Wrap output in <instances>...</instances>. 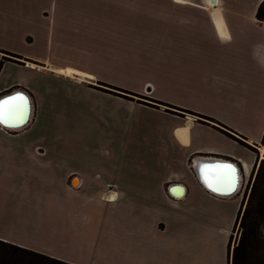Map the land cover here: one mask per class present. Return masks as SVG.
I'll list each match as a JSON object with an SVG mask.
<instances>
[{"label":"crops","instance_id":"0c3cea01","mask_svg":"<svg viewBox=\"0 0 264 264\" xmlns=\"http://www.w3.org/2000/svg\"><path fill=\"white\" fill-rule=\"evenodd\" d=\"M263 2L0 0L12 58L0 98L24 91L32 104L25 126L0 124V239L72 264H231L244 185L264 159ZM98 83L163 103L86 85ZM74 96L87 120L64 144L55 122ZM64 147L72 165L59 172ZM219 160L241 174L232 194L200 179Z\"/></svg>","mask_w":264,"mask_h":264},{"label":"trees","instance_id":"16d2710c","mask_svg":"<svg viewBox=\"0 0 264 264\" xmlns=\"http://www.w3.org/2000/svg\"><path fill=\"white\" fill-rule=\"evenodd\" d=\"M258 14H264V2ZM239 224L241 235L231 251V264H264V159L254 174ZM0 264L72 263L0 239Z\"/></svg>","mask_w":264,"mask_h":264},{"label":"rangeland","instance_id":"374dc122","mask_svg":"<svg viewBox=\"0 0 264 264\" xmlns=\"http://www.w3.org/2000/svg\"><path fill=\"white\" fill-rule=\"evenodd\" d=\"M4 59H12V58L8 55H5V53L0 52V60H4ZM86 85H88L92 89L100 90V91H103L106 93H111V94H114L116 96H119L122 98L123 101L128 102V103L133 102L134 104L150 105V106H156V107L161 106L162 105L161 103H163L161 101L151 99V98H149L145 95H142V94L133 93V92H130L129 90H125L123 88L111 86L110 84L98 83V84H86ZM73 98L74 99L69 97V100L71 101V102L69 101L70 117H69V115H62V119H60V122H55V124L58 127H60L59 134L62 137L61 142L64 144L69 143V136L70 135H71L70 136V138H71L78 133L75 130V128L82 125V123L84 122V119L87 120L86 113L84 114V112H83L82 114H79V115L76 114V113H79L81 111L80 109L82 106L87 105V101L85 99L78 101L76 96H74ZM99 98L100 97L96 98V100L98 101ZM89 102H90V106L95 107L94 106L95 101L92 97H90ZM156 103H160L161 105L157 106ZM101 107H103V106H100V108ZM86 109H87V107H84V111ZM87 111H88V109H87ZM75 114L78 115L77 118L75 117ZM81 118L83 119V121L81 120ZM103 133L104 132H99V131H94V132L90 133V139H91V141L95 142V145H96V146H94L95 152L99 151V148H100L99 140H101V138H103V135H102ZM78 141H79L78 143L74 142L75 146L71 150L72 155L70 154L71 156H73L72 160H73V162L75 161L76 164H80L79 160H81L84 156L82 151H81L82 149H84V142H82L81 137L78 138ZM78 149L80 150L79 152H78ZM62 150H63V153H62L63 156L62 157L66 160V158L69 157V154H67V153H69L70 149H69V147H64ZM63 158H59L60 161L57 163L59 172L64 168V166L66 164L72 165V163H69V161H67V160L65 161ZM252 184H253V180L246 183V185H244V190L250 191ZM240 235H241V228H240V224H238L237 228L235 229L234 235H233L232 247H235V245L238 243ZM49 243H52V242H49Z\"/></svg>","mask_w":264,"mask_h":264},{"label":"water","instance_id":"95a60500","mask_svg":"<svg viewBox=\"0 0 264 264\" xmlns=\"http://www.w3.org/2000/svg\"><path fill=\"white\" fill-rule=\"evenodd\" d=\"M9 97L17 98L15 100H9ZM18 97H23V100L18 99ZM19 103L21 110L24 112H21L20 116H15L14 118L12 115V105ZM32 109L31 99L28 96L27 93L24 91H16L12 92L8 95L3 96L0 98V124H2L5 127L9 128H21L25 126L29 122V117ZM228 166H231L230 168ZM199 176L203 184L207 186L209 189L213 190L216 193L220 194H232L238 184H237V178L239 174V170H237V166L230 161H215L214 163H211L210 165H202L199 168ZM230 172V174H227V176L231 177V180L229 181L228 185L221 184L219 181L220 174H217L218 172ZM235 174H234V172ZM222 175V174H221ZM241 177V174H240ZM75 184V183H74ZM76 185V184H75ZM224 185V187L222 186ZM174 187L177 188H183V185H174L171 187V191L173 193Z\"/></svg>","mask_w":264,"mask_h":264},{"label":"snow or ice","instance_id":"6c2138e0","mask_svg":"<svg viewBox=\"0 0 264 264\" xmlns=\"http://www.w3.org/2000/svg\"><path fill=\"white\" fill-rule=\"evenodd\" d=\"M15 99H17V98L9 97V100H15ZM18 99L23 100L24 98L23 97H18ZM11 107H12V109H16L18 107V105L13 104ZM228 167L230 168L231 166H228Z\"/></svg>","mask_w":264,"mask_h":264},{"label":"bare ground","instance_id":"6f19581e","mask_svg":"<svg viewBox=\"0 0 264 264\" xmlns=\"http://www.w3.org/2000/svg\"><path fill=\"white\" fill-rule=\"evenodd\" d=\"M61 72H63V73H67V74H71L70 72L68 73V72H66L65 70H62ZM13 113V112H12ZM31 114V113H30ZM12 115H14L13 117L15 118V114L13 113ZM30 118V117H29ZM264 150V149H263ZM238 170V169H237ZM234 172V171H233ZM234 174H235V172H234ZM226 175V174H225ZM237 184H239V181H240V174H238V178H237ZM238 187V186H237Z\"/></svg>","mask_w":264,"mask_h":264}]
</instances>
